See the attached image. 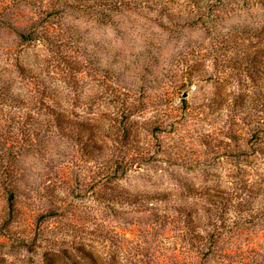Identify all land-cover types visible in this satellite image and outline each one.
<instances>
[{
	"label": "rangeland",
	"instance_id": "rangeland-1",
	"mask_svg": "<svg viewBox=\"0 0 264 264\" xmlns=\"http://www.w3.org/2000/svg\"><path fill=\"white\" fill-rule=\"evenodd\" d=\"M156 1L122 9L115 23L67 8L58 25L32 14L38 2L27 3L23 19L31 18L23 23L33 21L36 32L30 42L17 43L0 22L1 79L8 75L26 95L32 84L59 103L56 77L39 49L55 34L62 59L91 63L89 74L106 80L103 106L115 110L118 135L128 141L124 158L148 165L126 178L144 184L135 196L99 183L88 189L103 197L92 215L79 201L53 198L44 183L38 169L45 156L59 154V144L50 139L37 151L29 129L42 124L34 108L4 105L0 264H264V0H167L179 13L172 18ZM73 79L76 95L64 96L67 102L87 103L80 99L85 88L99 95L88 80ZM153 148L157 156L144 155ZM161 153L168 167L158 175ZM76 184L85 192L78 178Z\"/></svg>",
	"mask_w": 264,
	"mask_h": 264
},
{
	"label": "clouds",
	"instance_id": "clouds-1",
	"mask_svg": "<svg viewBox=\"0 0 264 264\" xmlns=\"http://www.w3.org/2000/svg\"><path fill=\"white\" fill-rule=\"evenodd\" d=\"M45 4H48V0H45ZM49 15L52 17V22L58 25L59 20L56 18L61 15L60 9L51 10ZM22 39L30 38L22 37ZM45 45L48 46L45 47ZM39 49L42 50L41 60H47L51 64V75L56 77L52 87L58 88L61 97L59 103L49 101L47 95L42 92L38 93L32 84L28 85V88L32 89L28 96H35L37 98L35 103L38 105L31 115L37 117L42 124L38 130L29 129L32 139L36 141L37 151L43 152L44 145L50 139L59 144V154L54 159L45 156L42 166L38 169L45 173L43 181L51 187L52 197L63 199L69 204L79 201L87 205L91 210L90 213L95 215L97 205L103 207L101 203L103 197L98 192L88 189L97 183L109 193L135 196L138 192H144L145 186L140 181L134 180L131 184L127 182V177L144 172L148 165L140 159L133 162L132 158H124L128 141L122 135H118L119 125L113 119L116 116L115 110L103 106L102 94L107 88L106 80L101 81L95 73L89 74L91 63L73 66V62L68 57L62 59V49L55 34H53L51 42L44 39ZM40 67L44 68L45 65L41 64ZM62 76L66 78L61 79ZM74 77H83L88 80L99 95L93 96L85 88L80 99L87 103L75 106L67 102L63 99L64 96L70 94L74 97L76 95L73 91V86L76 83ZM181 95L185 94L181 93ZM90 97L91 99H89ZM41 99L44 101L43 105L40 104ZM178 103L177 99L175 104ZM223 111L226 121L228 111L227 109ZM105 112L108 113V117L102 115ZM205 128L208 132L213 131L207 126ZM152 143L154 144L155 141ZM144 147L148 146L144 145ZM143 153L147 156H157L154 148L150 152ZM158 159L161 161L160 172L157 173L159 175L163 173L164 168L168 167V164L163 153L158 156ZM65 170L70 177L68 182L63 180ZM57 174L61 178L58 179ZM77 178L86 189L83 193L80 190L81 186L76 184ZM165 187L170 189L174 185L166 180ZM147 191L151 192L152 189L149 187ZM49 211H55L54 205L49 207Z\"/></svg>",
	"mask_w": 264,
	"mask_h": 264
},
{
	"label": "trees",
	"instance_id": "trees-1",
	"mask_svg": "<svg viewBox=\"0 0 264 264\" xmlns=\"http://www.w3.org/2000/svg\"><path fill=\"white\" fill-rule=\"evenodd\" d=\"M147 0H48V4H42L41 0H0V22L8 27H10L13 31L17 39V43L19 42H30L34 40L36 37V32L34 30L33 21L32 24L28 26V23L24 24V22H27L31 17H27L26 19H23L24 7L28 3L34 4L38 2V5L33 8L32 14H34L36 17H39L43 14L49 15L50 11L53 9H60L61 12L65 11V9L70 8L72 10H79V11H85L87 12H96L101 15V22L102 23H108L109 21L113 22V17L116 15V13L122 12V9L124 10H134L137 7L141 6L142 3ZM170 1V0H168ZM167 0H158L156 1V4L161 6V11L166 16L172 18L171 16L176 15V12L173 11V6L168 5ZM32 8V7H30ZM179 13H177L178 15ZM26 15V14H25ZM177 15L175 17H177ZM190 21L182 22L179 25L182 24H189ZM164 24V23H162ZM22 37H28L30 39H22ZM16 67L19 69H22V65L20 64V61L16 59ZM8 75L4 76L2 79L0 78V109L6 105L13 109H22L27 108L36 109L38 105L35 103L36 97H29L26 94L19 93V87H16L12 84L13 79H8ZM44 101L43 99L40 100V104L43 105ZM27 113V112H26ZM2 120V119H0ZM23 120V119H22ZM35 121H38V123H41V121L37 118ZM11 125L15 124V122H12L10 120ZM5 124L4 121H0V125ZM9 126V125H8ZM4 134V131L2 130L0 126V135ZM10 175L15 174L14 169L12 167L10 168ZM9 175V176H10ZM8 196L6 197V201H11L13 198V192L9 191ZM137 198V197H134ZM134 202V200L132 199ZM82 252H84L83 248H80ZM47 253H44L43 256H45ZM91 256V254H90ZM46 264H53V261H46ZM92 264H100L98 261L94 260Z\"/></svg>",
	"mask_w": 264,
	"mask_h": 264
}]
</instances>
